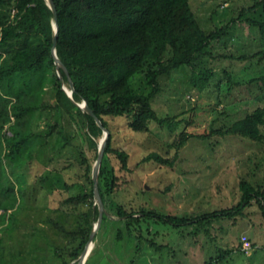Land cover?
<instances>
[{
    "label": "trees",
    "instance_id": "16d2710c",
    "mask_svg": "<svg viewBox=\"0 0 264 264\" xmlns=\"http://www.w3.org/2000/svg\"><path fill=\"white\" fill-rule=\"evenodd\" d=\"M53 1L58 24L55 50L72 81L71 97L77 103L86 101L102 125L109 129L98 173V190L106 211L103 219L116 215L127 234L140 242L142 223L150 225L151 220L183 228L185 235L194 238L201 232L211 237L210 229L221 217L244 216L243 209L252 201L258 204L264 217V176L255 185L241 179V195L236 206L196 216L158 215L133 200L126 201L122 196L132 183L128 154L113 146L107 122L108 117H121L130 131L147 132L150 122L170 121L156 115L152 99L160 91L159 79L181 66L190 68L189 81L197 91L209 89L219 94L221 90L229 91L238 86L241 81L226 67L217 76L207 65L209 60L219 57L250 60L251 65H256L254 74L246 82L257 83L264 99V0H241L237 12L224 17L222 24L212 21L208 28L201 26L189 0ZM233 1L238 0H220ZM53 23V13L46 0H0V233L11 232L6 216H11L16 209L17 190L22 193L24 174L19 169L27 159L33 158L30 145L42 137L33 126L42 111L49 107L54 111L56 122L43 137L54 133L61 147H73L80 155L86 181L83 193L65 200L84 206L83 225L67 232L73 239H79L71 252V258L77 259L97 220L98 207L91 180L93 161L75 143L76 137L69 128L74 120L83 125L84 139L94 151V160L102 129L63 89L70 86L66 73L57 70L51 53ZM237 23L246 24L260 34V48L238 56L213 52L214 45L223 44L233 36ZM134 82L143 85L135 87ZM48 92L55 101L50 106L44 102ZM263 123L264 106H258L230 125L212 129L211 134L261 142L263 135L259 126ZM199 137L212 147L216 145L217 139L209 135ZM187 138L188 135H182L178 146ZM152 155L162 162L172 163V160ZM117 233L121 237L122 230L118 229ZM241 235L238 236L240 248ZM150 244L161 249L151 241ZM230 251L216 246V255ZM2 256L0 251V264H8Z\"/></svg>",
    "mask_w": 264,
    "mask_h": 264
},
{
    "label": "rangeland",
    "instance_id": "374dc122",
    "mask_svg": "<svg viewBox=\"0 0 264 264\" xmlns=\"http://www.w3.org/2000/svg\"><path fill=\"white\" fill-rule=\"evenodd\" d=\"M189 2L201 26L208 28L212 21L222 24L224 17L238 11L242 1ZM261 40L255 29L237 23L233 36L223 44L214 45L212 50L233 56L248 55L260 48ZM250 62L222 57L207 62L217 76L226 67L241 81L219 94L209 89L197 91L190 84L188 66L161 77L160 91L152 99V107L159 118L171 120L163 124L150 122L147 132L130 131L121 117L107 118L113 146L128 154L132 183L123 193L126 201L133 200L158 215L196 216L236 206L241 195V179L252 185L262 179L264 123L259 126L261 142L211 134L212 129L230 125L256 107L264 106L257 83L246 82L257 68ZM141 84L134 82L135 87ZM44 102L47 106L54 104L50 92L44 96ZM54 122V111L49 107L37 117L33 130L42 137L32 142L33 158L27 159L19 169L24 174L22 193L16 191V209L6 216L11 232L0 233V251L8 264H78L79 261V257L71 258L72 248L79 239H73L67 232L83 225L84 206L65 200L83 193L86 181L80 155L73 147H61L54 133L43 137L49 134ZM70 125L75 143L94 164V151L84 139L83 125L77 120ZM184 134L188 138L178 146ZM199 135L217 139L216 145L210 146ZM152 153L172 163L162 162ZM257 205L252 201L243 209L244 216L221 217L211 227V237L201 232L193 238L185 235L183 228L152 220L150 225L144 222L140 242L127 234L116 215L106 219L103 215L83 264H264V217ZM111 208L116 209L113 204ZM118 229L122 230L121 237ZM240 234L250 236L253 247L248 253L240 248ZM150 241L161 249L151 246ZM216 246L231 251L216 255Z\"/></svg>",
    "mask_w": 264,
    "mask_h": 264
},
{
    "label": "water",
    "instance_id": "95a60500",
    "mask_svg": "<svg viewBox=\"0 0 264 264\" xmlns=\"http://www.w3.org/2000/svg\"><path fill=\"white\" fill-rule=\"evenodd\" d=\"M46 1H47V4L49 5V7L51 8L52 13H53V17H54V23H53L54 34H53V38H52L51 53H52L54 63H55L57 70L62 69L66 73V75L68 76V82H69L70 89H66L65 87L63 89L66 92V94L69 96V98L73 101V99L71 97V93L73 92L72 81L69 77L67 68L60 61V59L57 57L56 50H55V45H56V40H57V29H58L56 7H55L53 0H46ZM73 102L77 107H79L80 109H82L83 111H85L86 113H88L90 116H92L94 118L97 125L99 127H101L102 134H103L102 138L98 144L97 156H96V159H95V162L93 164L92 171H91V180H92V186H93V197H94L95 204L98 207V217H97V220H96V222H95V224H94V226L90 232L88 241L86 242V244H85V246H84V248H83V250L79 256L78 264H83L85 261L87 248L90 244H92L93 236L101 224L103 215L106 213L104 206H103V203H102V199H101L100 194H99V190H98V173H99V166H100L101 161H102L105 145H106V142H107V139L109 136V130L102 125L101 121L93 113L92 109L87 105L86 101H82L80 103H77L75 101H73Z\"/></svg>",
    "mask_w": 264,
    "mask_h": 264
},
{
    "label": "built area",
    "instance_id": "2783aa9c",
    "mask_svg": "<svg viewBox=\"0 0 264 264\" xmlns=\"http://www.w3.org/2000/svg\"><path fill=\"white\" fill-rule=\"evenodd\" d=\"M241 240V249L243 252L248 253L252 248L251 242L245 234H242L240 237Z\"/></svg>",
    "mask_w": 264,
    "mask_h": 264
},
{
    "label": "bare ground",
    "instance_id": "6f19581e",
    "mask_svg": "<svg viewBox=\"0 0 264 264\" xmlns=\"http://www.w3.org/2000/svg\"><path fill=\"white\" fill-rule=\"evenodd\" d=\"M91 245V244H90ZM90 245L88 246V248H87V251H86V255L88 254V251H89V249H90ZM86 258V257H85Z\"/></svg>",
    "mask_w": 264,
    "mask_h": 264
}]
</instances>
